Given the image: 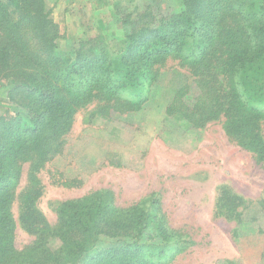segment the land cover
<instances>
[{"label":"trees","instance_id":"obj_1","mask_svg":"<svg viewBox=\"0 0 264 264\" xmlns=\"http://www.w3.org/2000/svg\"><path fill=\"white\" fill-rule=\"evenodd\" d=\"M119 14L129 26L119 48L93 37L67 58L45 0H0V80L24 109L0 113V264H168L184 249L187 238L177 237L153 195L119 207L100 188L59 203L50 225L28 205L29 189L20 220L33 239L22 249L11 212L22 164L38 168L60 152L79 108L94 99L105 113L141 108L168 59L198 93L188 102L181 86L167 113L194 127L222 117L226 134L264 165V0H182L179 12L160 18ZM100 235L114 240L95 246Z\"/></svg>","mask_w":264,"mask_h":264},{"label":"rangeland","instance_id":"obj_2","mask_svg":"<svg viewBox=\"0 0 264 264\" xmlns=\"http://www.w3.org/2000/svg\"><path fill=\"white\" fill-rule=\"evenodd\" d=\"M45 5L59 27L57 50L71 58L93 37L119 48L129 30L119 13L135 18L148 10L166 17L179 12L182 0H45ZM179 65L168 59L160 66L149 99L139 109L105 113L98 99L85 104L60 152L38 168L29 161L22 164L11 205L17 249L33 239L20 220L29 189L28 205L54 225L59 203L106 188L119 207L149 195L159 198L168 225L178 238H187L168 264H264V165L226 134L222 117L194 127L167 113L181 86L188 84V102L198 93ZM8 90L0 80V113L24 114L18 102L9 100ZM259 127L264 140V120ZM113 240L100 235L93 243Z\"/></svg>","mask_w":264,"mask_h":264}]
</instances>
